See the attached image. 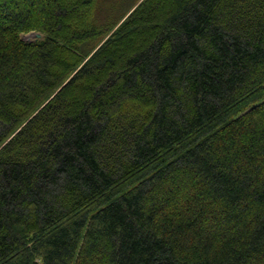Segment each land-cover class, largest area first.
<instances>
[{"label": "trees", "instance_id": "obj_1", "mask_svg": "<svg viewBox=\"0 0 264 264\" xmlns=\"http://www.w3.org/2000/svg\"><path fill=\"white\" fill-rule=\"evenodd\" d=\"M115 6L0 0V264H264V0Z\"/></svg>", "mask_w": 264, "mask_h": 264}, {"label": "rangeland", "instance_id": "obj_2", "mask_svg": "<svg viewBox=\"0 0 264 264\" xmlns=\"http://www.w3.org/2000/svg\"><path fill=\"white\" fill-rule=\"evenodd\" d=\"M141 0H102V3H103V7L104 8H107L108 5L110 6L111 4L115 3L116 6H115V9H114V14H118L119 10L121 11V9L123 7H128V6H132L129 11L126 13V15H128L129 12H131L134 7L140 2ZM128 9V8H127ZM126 9V10H127ZM126 15L124 17H126ZM38 34V35H36ZM40 38L42 37L40 35V33L38 32H27V33H24L21 35V38L22 40L24 41H30V40H34L36 38Z\"/></svg>", "mask_w": 264, "mask_h": 264}, {"label": "water", "instance_id": "obj_3", "mask_svg": "<svg viewBox=\"0 0 264 264\" xmlns=\"http://www.w3.org/2000/svg\"><path fill=\"white\" fill-rule=\"evenodd\" d=\"M36 35H38V34H36Z\"/></svg>", "mask_w": 264, "mask_h": 264}]
</instances>
